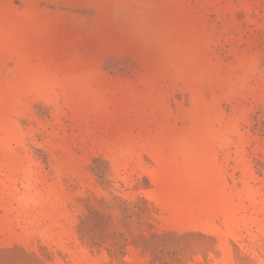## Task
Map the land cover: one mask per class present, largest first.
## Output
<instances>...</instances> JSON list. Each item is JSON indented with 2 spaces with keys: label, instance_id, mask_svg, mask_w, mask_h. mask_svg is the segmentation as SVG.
<instances>
[{
  "label": "rangeland",
  "instance_id": "obj_1",
  "mask_svg": "<svg viewBox=\"0 0 264 264\" xmlns=\"http://www.w3.org/2000/svg\"><path fill=\"white\" fill-rule=\"evenodd\" d=\"M0 264H264V0H0Z\"/></svg>",
  "mask_w": 264,
  "mask_h": 264
}]
</instances>
